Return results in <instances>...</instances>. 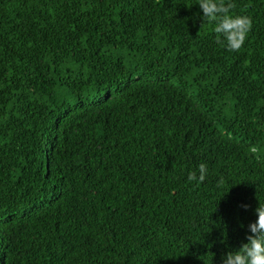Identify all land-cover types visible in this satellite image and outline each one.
<instances>
[{"label": "trees", "instance_id": "1", "mask_svg": "<svg viewBox=\"0 0 264 264\" xmlns=\"http://www.w3.org/2000/svg\"><path fill=\"white\" fill-rule=\"evenodd\" d=\"M231 2L239 51L198 0H0V264H223L247 243L264 0Z\"/></svg>", "mask_w": 264, "mask_h": 264}, {"label": "clouds", "instance_id": "2", "mask_svg": "<svg viewBox=\"0 0 264 264\" xmlns=\"http://www.w3.org/2000/svg\"><path fill=\"white\" fill-rule=\"evenodd\" d=\"M198 5L203 13V18L215 25L216 42L229 51H239L247 39V34L252 29V19L244 15H230L235 5L228 0H198ZM198 173L193 171L187 175L188 182L197 186L206 178L208 169L206 164L198 166ZM224 184L221 177L218 187ZM247 209L248 205H242ZM257 219L249 224L246 236L247 243H242L235 251H229L222 258L223 264H264V204H259L255 209Z\"/></svg>", "mask_w": 264, "mask_h": 264}]
</instances>
